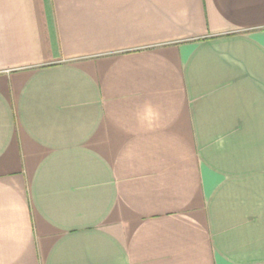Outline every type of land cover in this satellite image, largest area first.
Here are the masks:
<instances>
[{
    "label": "crops",
    "instance_id": "crops-1",
    "mask_svg": "<svg viewBox=\"0 0 264 264\" xmlns=\"http://www.w3.org/2000/svg\"><path fill=\"white\" fill-rule=\"evenodd\" d=\"M0 264H264V0H0Z\"/></svg>",
    "mask_w": 264,
    "mask_h": 264
}]
</instances>
